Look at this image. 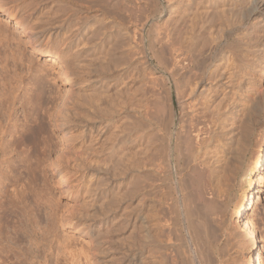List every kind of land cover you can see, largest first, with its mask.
I'll list each match as a JSON object with an SVG mask.
<instances>
[{"label":"rangeland","instance_id":"obj_1","mask_svg":"<svg viewBox=\"0 0 264 264\" xmlns=\"http://www.w3.org/2000/svg\"><path fill=\"white\" fill-rule=\"evenodd\" d=\"M38 1L0 0V247L5 251L0 264H99L97 257L102 249L115 258L114 264L123 263H118V258L128 264L132 257H137L139 213L135 182L132 184L135 168L127 161L122 165V168L126 167L125 171L118 168L123 174L117 170L116 175L94 172L90 176L83 170L78 157L80 138L77 136L81 129L66 123V115L74 110L71 98L76 99L77 90L84 89L83 86L92 79H99L94 66L106 60L108 55L119 59L116 61L113 57L117 65H113L110 71L112 81L109 92H105L109 100H121L117 95L125 83L124 102L132 98L131 104L135 95L133 85L143 84L139 79L133 83L135 68L141 71L152 68L155 78L161 79L157 81L154 88L157 92L152 96L156 100L153 103L157 102L154 105L159 107H154L156 114L162 122H169L172 137L176 132L189 135L190 148L185 149L189 141L184 148L185 155L187 152L189 155L185 158H191V163L204 170V178L210 171H216L223 160L227 161L233 185L230 183L229 209L223 219L230 235L228 245L225 237L220 241V245L228 247H225L227 250L224 248V258L215 256L219 264H248L247 256L251 253L248 246L252 242L245 238L240 222L230 215L234 202L245 192L250 193L253 201V209L245 216L251 225L247 231L256 241L255 247L264 264V170L258 176L251 175L252 187L244 176L250 157L257 152L264 133V114L260 111V102L264 98V79L260 75L264 70L262 48L259 51L262 54L255 58L246 52V47L244 51H233V42L226 43L225 40L214 49L219 39L212 35L216 37L213 38L215 42L210 35L208 38L213 42L206 38L209 40L207 43L196 47L200 49L198 52L195 50L196 57L192 55L198 58L193 61L194 65L191 61L190 65L187 64L188 60L183 62L182 66L187 65V68L181 69L173 78L164 67L170 60L166 37V31H169L168 0H137V11L132 9L135 0H106L110 3L106 7L105 0H75L73 5L69 4L76 11L74 17L69 16V23L68 11L58 13L62 15L61 20H67L64 30L47 33H43L45 28L41 19L46 9L36 6ZM52 3L49 0L48 7ZM87 16L89 26L84 30V17ZM131 16L134 20L137 18L136 28L142 41H138L141 49L134 61L131 58L129 61L124 52H120L130 47L126 33L132 31ZM54 27L57 26H52L56 29ZM154 28L160 29V33H155ZM241 33H246V30H241ZM161 34L164 36H159ZM115 35L118 43L121 41L120 48L116 46ZM157 35L162 41L157 39ZM29 36L36 37L37 47L58 57L61 60L58 65L63 69L34 53ZM76 37L81 40L88 38L90 43L78 46ZM151 38L160 42H153L154 51L149 48ZM164 38L167 39L163 42ZM112 40L116 42L112 43ZM205 44L212 50L207 51L210 48ZM228 44L227 48L225 45ZM107 45L119 49H108ZM83 47L88 51L77 54L79 50L83 51ZM105 51L106 56L103 54ZM88 64L91 68L85 67ZM63 75L69 82L64 83ZM63 107L68 110L67 114L61 113ZM106 109L110 110L108 106ZM165 115H170L167 120ZM117 121L119 124H111V127L119 126L121 120ZM39 122L44 126H35ZM63 131L67 132L64 137ZM11 143L15 145L12 152L9 148ZM41 143L46 147L41 148ZM99 160L102 162L103 157ZM85 162L88 168H102L95 161ZM37 165L41 171L32 175L30 167ZM60 179L65 182L62 186L59 185ZM101 192L106 196L99 195ZM14 193L22 194L18 198ZM1 206L6 209L1 210ZM221 259H225L224 262Z\"/></svg>","mask_w":264,"mask_h":264},{"label":"bare ground","instance_id":"obj_2","mask_svg":"<svg viewBox=\"0 0 264 264\" xmlns=\"http://www.w3.org/2000/svg\"><path fill=\"white\" fill-rule=\"evenodd\" d=\"M48 1L49 0H39L37 4L35 3L36 6L42 7V10L46 9V12H44L41 17L42 24L45 28L43 33H47L50 30H64L63 28L66 25L67 20H61L60 17L62 15L60 16L58 13L63 12L64 14L65 11H68L67 19H69V16L74 17L76 11L69 6V4L73 5L75 0H52L53 3L51 7H48ZM136 1L137 0H135V3L133 2L134 8L132 9H135L134 11H137V6L135 7ZM168 1V3H170V8H168L169 24H167L169 25V28H167L169 31H166L168 33L166 37H168L169 45L167 41L165 42L168 45L170 60L168 66L166 65L167 67H164L167 69V72L171 77H176L181 69L184 70L187 66H182L185 61L188 60L186 63L189 64L190 61L193 62L198 59L194 58V56L196 57L198 55L197 52L200 49L199 47H196L205 42L207 43L211 40L210 38L214 34L217 36V40L219 39L216 42L213 39L216 38L214 37L215 35L212 37L213 41L217 43H213V45L215 44L214 49L220 47L219 44H222L223 40H225L226 43L233 42L231 44L234 46L232 49L233 51H244L243 48L245 49L246 47V52L254 58L258 56L261 48V51L264 52V0ZM108 3L109 2L105 0L104 7L110 5V3ZM124 6L126 5L124 4ZM60 8H62V10H59ZM54 9H56L57 12L55 11L53 13ZM126 11L128 12V10ZM84 18L85 24L83 28L85 30L88 29L89 20L88 16ZM136 19L137 18L134 20V17L132 19L131 16L130 23L132 24V31L126 33L129 36V40H127L129 41L130 47L127 51H120L124 52L123 54L128 60L131 58L133 61L136 55L138 57V50L141 49L138 48L140 31L137 29ZM70 21L71 20L69 19L68 23ZM56 24H59V26ZM52 26L57 27H54L56 29H53ZM154 29H152L153 32H155ZM243 29L246 30V33H241V30ZM159 30L160 29L156 30L155 33H157V31L159 32ZM88 33L89 35L94 36L92 32ZM163 34L159 36L162 37ZM219 34H221L220 37ZM74 36L78 35L75 34ZM208 36L210 38H208ZM29 37L32 41L31 47L34 53L48 58V60L52 61L54 64L58 65L61 62L58 57L46 53L45 49L42 47H37L35 43L37 42L36 37ZM116 37L118 36L115 35V40ZM161 37L158 38L157 35L159 41H162L160 40ZM154 38H151L152 40L149 47L153 51L155 49L154 43H160L158 40L155 41ZM206 38L209 40H206ZM220 38L223 39L220 40ZM165 39L167 38H164L163 42ZM76 40H78V46L85 44L86 42L90 43L88 38L81 40L79 37H76ZM115 40H112V43ZM211 41L209 43H211ZM120 42L118 43L117 41L118 45L116 46L119 47ZM140 42L142 43L141 40ZM112 43H110V45H112ZM110 45H107L106 47L108 49L117 48L114 45L112 47ZM124 46L121 48H124ZM201 46L202 45H200V47ZM208 46L206 48H210ZM225 46L229 47V44ZM196 49L198 50L195 55L194 52ZM210 50H212V48L207 51ZM225 50L226 49L223 48V51ZM87 51L88 49L84 48L83 51L79 50L77 54L82 55ZM106 51L103 53L105 56L107 55ZM125 52L127 53L125 54ZM109 53L112 55L111 52ZM158 54L157 56L159 57ZM101 56L103 57L104 55L101 53ZM119 56L122 58L121 55ZM113 57L115 56L108 55V59L106 58L102 63H98L97 66H94L96 76L99 77V79H92V82L83 86L84 89H78L76 92V99L71 98L74 110H71L68 113L66 107H63L61 113L69 114L66 115V123H71V125L81 129V134L77 136V138H80L78 157L81 160V166H84L83 170L90 174V176L94 172L103 175H108L110 173L116 175L120 170H118L120 167L121 170L124 169L125 171L126 167L124 166L125 168H122V165L127 161H130L135 168V178L132 184L135 182L134 185L137 192L139 213L137 222L138 236L136 242L137 257H132L128 264H219L220 261L219 259L217 260L215 256H219L220 258L225 257L224 254L226 251L224 250H227L225 247L229 244L228 241L230 235L228 234L230 232H227L226 222L223 219L225 216L224 214L228 212L227 210L229 209L228 203L230 201V189L232 184L227 161L223 160L221 165H218L219 167L216 171H210L211 173L204 178V170L198 168L193 162L191 163V161H189L191 158L189 160L185 158L187 154L189 155L188 152L186 155L184 152V150L190 145L189 135L186 136L185 133L184 135H181L182 132L180 134L179 132H176L174 137H172L173 134L170 132L168 126L169 122H162L156 114L157 111H155L154 108L156 105L154 104H157V102L153 103L154 100L152 96H154V92H157L154 88L160 78L158 80L155 78L153 71L150 70L152 68L147 67L149 71H146V68H143L144 71L135 68L137 72H134L135 74L133 75L132 81L133 83L134 81L136 83L139 79L143 84L142 86H140L141 83H138L139 85L137 86L133 85L135 95L132 96L133 102L131 104L130 102L132 101V98H130L129 102H124V93L126 90L125 83L123 84V89L118 91L120 94L117 95L121 100L117 102L115 99L109 100L107 95H105V92L106 90V93L109 92V85L112 81L110 71L113 70L114 66L117 65L116 61L119 60L117 59L118 57H115L116 61H114ZM126 60L127 59L124 61ZM260 60L261 59L258 61ZM158 61L160 62V60ZM113 62H116V64H113ZM192 64L194 65V62ZM89 65L90 64L85 67L91 68ZM91 65L93 66V64ZM195 66H197V64H195ZM59 67L60 69H63L62 66ZM78 68L84 69V67ZM90 72H93V69H91ZM260 75L264 79V70L260 71ZM62 78L64 83L69 82L65 75H63ZM118 80L119 76L116 81ZM116 86L118 85L116 84ZM177 94L179 95L178 92ZM158 95L156 96L158 97ZM150 96L152 97V100ZM111 102L114 103L112 104L113 106L109 104ZM107 106L110 110L106 109ZM260 111L264 114V98L260 102ZM118 119L121 120L120 125L111 127V124H119L117 121ZM163 119H165V117H163ZM35 126H44V123L39 122ZM60 126H64V124H61ZM115 130L117 132L112 133V131ZM66 133V131H63L62 136H66ZM187 142L189 143L188 145ZM13 145L14 144L12 143L9 144L10 152L13 150ZM40 145H42L40 146L41 148L43 146V148L46 147L44 143H41ZM185 145H187L186 148ZM36 146L39 148L38 145ZM188 148H190V146ZM188 150L190 152V149ZM84 155L86 156L84 157ZM101 157H103L102 162L99 160ZM187 158L189 157L187 156ZM250 158L251 160L250 162L248 161L249 164L246 166L244 176L247 179L249 187H252L253 183L251 175L258 176V174L264 170V133L262 143L259 145L257 152H255ZM85 160H92L100 163L102 168L97 170H94L93 167L88 168ZM40 171L41 169L38 165L30 167V173L32 175H36V172L39 173ZM119 172V174H123V172ZM206 173L208 174V172ZM63 184H65V182H63V179H60L59 185L62 186ZM14 194L19 198V195L21 196L22 193ZM99 195L106 196L104 192H101ZM251 198L252 196L250 193L245 192V195L241 196L237 202H234L235 204H233V208L230 211L231 214L230 212L229 214L233 215L234 219L240 222L245 238H248L252 242V244L248 246L251 253L247 256V263L262 264L257 252V247H255L256 241L252 234L247 231L251 225L245 220L246 214L253 209V201ZM96 200H98V198ZM4 209H6V207L1 206V210ZM223 237L227 239L225 241L227 243L226 246L223 244L220 245V241ZM4 252L3 248L0 247V258ZM97 258L99 264L115 263V258L110 257L108 251H105L104 249L100 250L99 257ZM224 260L225 259L222 261L224 262ZM116 261L118 263L119 261L123 262L121 264H124V261L121 260V258H118Z\"/></svg>","mask_w":264,"mask_h":264}]
</instances>
